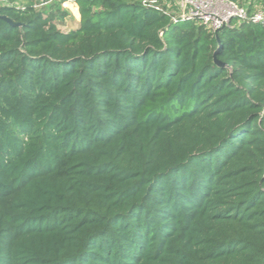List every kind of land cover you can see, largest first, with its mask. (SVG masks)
<instances>
[{
    "label": "trees",
    "instance_id": "16d2710c",
    "mask_svg": "<svg viewBox=\"0 0 264 264\" xmlns=\"http://www.w3.org/2000/svg\"><path fill=\"white\" fill-rule=\"evenodd\" d=\"M38 1L0 3V264H264V24Z\"/></svg>",
    "mask_w": 264,
    "mask_h": 264
},
{
    "label": "built area",
    "instance_id": "2783aa9c",
    "mask_svg": "<svg viewBox=\"0 0 264 264\" xmlns=\"http://www.w3.org/2000/svg\"><path fill=\"white\" fill-rule=\"evenodd\" d=\"M147 8L156 9L162 13L171 16L174 22L180 20H197L213 31H219L222 28L230 27L235 23L249 21L253 23L264 24V10H252L233 0H178L181 5V13L176 16L175 13L168 10L165 6V0H136ZM172 2L174 0H168ZM1 4L9 6L23 7L19 0H0ZM47 4H36L40 8Z\"/></svg>",
    "mask_w": 264,
    "mask_h": 264
},
{
    "label": "rangeland",
    "instance_id": "374dc122",
    "mask_svg": "<svg viewBox=\"0 0 264 264\" xmlns=\"http://www.w3.org/2000/svg\"><path fill=\"white\" fill-rule=\"evenodd\" d=\"M19 1H21L23 5H25L27 2V0H19ZM56 1H50L48 4H46V9L47 10L55 9V5L59 2V0H56ZM134 1H136V0H134ZM165 2H166V4H165L166 8L168 10H170L171 12L175 13L176 16L179 15V13H181V5H180V2L178 0H174L172 2L165 0ZM250 2H252L253 10H259V9L264 10V0H241V1H239V3L241 5L246 6V7L249 6ZM41 3L43 4L44 1L39 0L37 2V4H41ZM64 3H65V5H64ZM61 4L64 6H67L69 8V15H67V17L65 19V25H61V28L63 30H66L67 28L78 26L79 25L78 19L79 18L81 19V11H80V5L77 2V0L63 1ZM94 8L97 10H100L101 7L95 6ZM75 18H76L77 22H76Z\"/></svg>",
    "mask_w": 264,
    "mask_h": 264
},
{
    "label": "water",
    "instance_id": "95a60500",
    "mask_svg": "<svg viewBox=\"0 0 264 264\" xmlns=\"http://www.w3.org/2000/svg\"><path fill=\"white\" fill-rule=\"evenodd\" d=\"M2 17L7 21V22H9L10 24H13V25H18V26H21V23H16V22H14V21H12L9 17H7V16H4V15H2ZM218 31H216V33H217ZM218 34V33H217ZM218 36V35H217ZM222 48V45H219L218 46V48L215 50V52H214V56H215V60H216V63L217 64H219V65H224V63L223 62H221V61H219L218 59H216V56H217V54L219 53V51H220V49Z\"/></svg>",
    "mask_w": 264,
    "mask_h": 264
},
{
    "label": "crops",
    "instance_id": "0c3cea01",
    "mask_svg": "<svg viewBox=\"0 0 264 264\" xmlns=\"http://www.w3.org/2000/svg\"><path fill=\"white\" fill-rule=\"evenodd\" d=\"M64 1H68V0H64ZM64 5H65V3H64ZM64 5H62L66 10H68L69 11V8L67 7V6H64ZM79 10V9H78ZM76 16V15H75ZM75 20H76V18H75ZM79 20V22H80V18L78 19ZM76 22H77V20H76ZM77 27V26H76Z\"/></svg>",
    "mask_w": 264,
    "mask_h": 264
}]
</instances>
